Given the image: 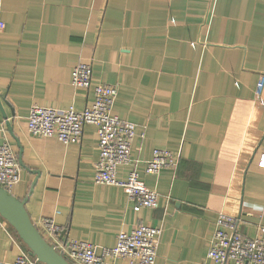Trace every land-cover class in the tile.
Masks as SVG:
<instances>
[{
  "label": "crops",
  "instance_id": "crops-1",
  "mask_svg": "<svg viewBox=\"0 0 264 264\" xmlns=\"http://www.w3.org/2000/svg\"><path fill=\"white\" fill-rule=\"evenodd\" d=\"M0 21V143L20 163L11 193L26 199L44 236L51 218L61 226L57 239L89 241L101 252L143 223L162 229L154 264H202L220 212L236 216L247 236L258 233L264 0H0ZM82 60L92 64L89 87L72 84ZM99 83L118 86L112 111L136 124L132 163L117 176L136 163L159 194L157 207L136 209L123 187L94 181V124L67 144L28 129L34 104L83 110ZM155 148L175 154L176 165L147 173ZM20 241L0 216V264H13ZM105 264L130 263L107 256Z\"/></svg>",
  "mask_w": 264,
  "mask_h": 264
},
{
  "label": "built area",
  "instance_id": "built-area-1",
  "mask_svg": "<svg viewBox=\"0 0 264 264\" xmlns=\"http://www.w3.org/2000/svg\"><path fill=\"white\" fill-rule=\"evenodd\" d=\"M3 22L0 21V30ZM92 78V64L80 61L72 71V84L89 87ZM264 87V74L257 83L259 95ZM118 86L99 83L94 86V101L83 110L74 106L55 108L34 104L28 114V129L36 136H55L64 143L80 142L85 124H94L98 135L100 154L95 164L94 181L96 183L121 186L134 200L135 208H154L158 205L159 194L148 187L139 176L136 163L128 176H117L118 166L132 163L131 147L136 135V124L113 113V105ZM177 156L167 149L155 148L153 156L146 160L147 173L157 174L164 167H174ZM264 166V152L260 155ZM20 178V163L9 142L0 143V186L11 192ZM44 236L59 252L64 254L72 264H105L106 257L126 258L130 264H154L157 255L161 227L140 223L131 231H120L113 247L98 246L92 242L57 239L61 226L51 218L43 220ZM217 226L208 248V259L202 264H264V225L259 226L258 233L247 236L239 228L236 216L220 212ZM20 251L13 264H42L31 255L19 242Z\"/></svg>",
  "mask_w": 264,
  "mask_h": 264
},
{
  "label": "water",
  "instance_id": "water-1",
  "mask_svg": "<svg viewBox=\"0 0 264 264\" xmlns=\"http://www.w3.org/2000/svg\"><path fill=\"white\" fill-rule=\"evenodd\" d=\"M3 114L5 118L8 117L4 111ZM25 202L26 199H20L0 186V216L14 228L29 253L37 257L42 264H72L46 240L32 221Z\"/></svg>",
  "mask_w": 264,
  "mask_h": 264
}]
</instances>
